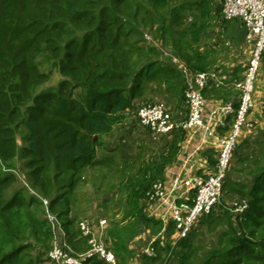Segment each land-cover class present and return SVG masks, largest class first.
<instances>
[{
  "label": "trees",
  "instance_id": "16d2710c",
  "mask_svg": "<svg viewBox=\"0 0 264 264\" xmlns=\"http://www.w3.org/2000/svg\"><path fill=\"white\" fill-rule=\"evenodd\" d=\"M215 22L225 35L230 21L222 0H0V264H48L54 237L42 199L74 252L90 249L92 234L84 235L71 217L84 170L96 164L104 138L133 119L137 100L148 103L156 94L186 100V77L165 63L159 46L171 47L195 73L206 72L210 57L198 45ZM246 169L249 179L231 176ZM232 170L211 212L172 245L157 239L147 264L173 258L176 264H264V159ZM151 186L140 182L137 197H147ZM228 195L245 199L246 208L235 211ZM136 207L126 225L111 223L113 246L104 239L119 264H128L127 240L140 227L176 234L174 221L164 227ZM198 223L218 232L205 254L195 242ZM83 264L107 263L94 256Z\"/></svg>",
  "mask_w": 264,
  "mask_h": 264
},
{
  "label": "crops",
  "instance_id": "0c3cea01",
  "mask_svg": "<svg viewBox=\"0 0 264 264\" xmlns=\"http://www.w3.org/2000/svg\"><path fill=\"white\" fill-rule=\"evenodd\" d=\"M216 3H220V0H216ZM208 33V37L204 36L202 41H205V44H210V46L207 47L202 42L198 45V52L201 55L210 57V60L207 59L208 64L205 66L210 72V79L204 89L206 101L204 119L207 129H182L175 133L161 134L140 125L136 118H129L117 127L113 135L104 138L103 144L97 149L96 164L84 170L82 179L79 180L75 188L71 217L76 218L77 223H80L87 216L88 208L83 209L82 206L91 201V197L84 198V192L86 191L84 187L89 183L93 188L101 190L103 184H108V181H98L99 174H93L98 168L102 170L103 178L109 177V171L116 170L117 178L119 175V183L116 182V184H111L110 187L103 189L105 190L103 194L104 209H107L112 201L110 193H112L113 188L118 187V189L127 191L131 195L130 209L127 210L128 212L125 213L124 218H128V220L123 219L118 224L120 227L129 223L130 211L133 212L135 206H137L136 210L143 209L148 216L163 221L165 227L170 221H173L169 206L167 204L160 205L158 201L147 198L148 196L145 198L137 197L134 188L138 187L140 182L151 183L153 186L154 183L162 181L169 190L172 187L173 180L178 175L182 177H207V174L217 163L220 154L219 140L230 132L233 122L232 115L221 113V107L225 103L235 105L240 102L241 92L234 87V83L243 78L250 64L254 47L253 42L250 40L240 42L237 38H228L226 33L225 35L222 33L216 22ZM159 49L166 64L172 63L180 70L186 68L191 76L195 73V71L189 69L185 60L176 56L171 47L159 46ZM209 49L211 51H207ZM220 63H225V73H222L223 67ZM256 76L252 91V107L246 117V123L242 127L240 141L238 140V144L240 143V146L244 148H247L248 144V148H250V146L256 145L257 142L261 146L264 145V59L259 64ZM159 96L163 99L159 102H165L166 108L171 112L173 109L179 119L188 116V106L184 98L175 97L171 101H165L164 95L156 94L150 102H158L159 99L155 98ZM135 103L137 108L143 102L137 100ZM230 117L231 120L229 121ZM210 131H213V134ZM116 134H119L117 139H115ZM240 155H235V158L238 159ZM105 158H109L110 163L108 165L100 164ZM212 159L214 164L211 161ZM233 172H231L232 177L236 174V171ZM93 175H95L96 181L91 182L90 178ZM236 179L242 178L237 177ZM178 192L180 199L183 201L191 197V192L188 189L183 188ZM103 207L98 209L103 211ZM96 225L100 230L98 224ZM217 234V231L212 233L215 240L211 248L216 246ZM103 237L110 246H113L114 237L112 238L111 235ZM175 237V233L166 232L165 229L158 234H154L150 228L140 227L136 234L127 240V248L130 254L127 263L147 264L145 250L150 243L155 244V241L160 238L161 243L166 241L172 245ZM169 264H176L175 259H171Z\"/></svg>",
  "mask_w": 264,
  "mask_h": 264
},
{
  "label": "built area",
  "instance_id": "2783aa9c",
  "mask_svg": "<svg viewBox=\"0 0 264 264\" xmlns=\"http://www.w3.org/2000/svg\"><path fill=\"white\" fill-rule=\"evenodd\" d=\"M223 14L228 21H245L249 27L247 40L254 43L253 57L241 80L234 83V87L241 92L240 106L236 110L232 103H225L221 107L223 115H235L230 132L219 140L220 154L217 163L212 167L207 177L178 175L172 183L171 189H167L162 181L156 182L147 196L152 201H158L160 205L167 204L172 220L176 223V238L187 236L196 221L219 203L222 197V189L227 177L233 153L238 144L243 125L246 123L247 112L252 107V91L254 77L258 70L259 61L264 52V0H222ZM186 77V102L188 116L179 119L173 116L164 104L148 102L141 104L134 111L133 117L142 124L152 128L155 133L170 134L179 129H207L204 119L205 96L210 72H196L192 76L186 68L182 70ZM209 132V130H208ZM213 134V131H210ZM191 192L193 203L183 201L178 195L181 189ZM45 207V219L50 223L53 232V244L48 254V264H83L88 257L96 256L107 264H119L114 249L108 247L104 239L94 228L92 220L80 222V228L84 235L92 234L91 247L88 251L76 254L69 244V234L61 226L56 216L49 210L48 201L42 199ZM235 211H243L247 202L245 199H237L231 203ZM107 218L98 221V227L107 225ZM99 231V230H98ZM146 254L155 255L153 243L146 248ZM172 252L167 256L171 257Z\"/></svg>",
  "mask_w": 264,
  "mask_h": 264
},
{
  "label": "rangeland",
  "instance_id": "374dc122",
  "mask_svg": "<svg viewBox=\"0 0 264 264\" xmlns=\"http://www.w3.org/2000/svg\"><path fill=\"white\" fill-rule=\"evenodd\" d=\"M208 35H209V33H207L205 35L206 38L208 37ZM202 43L205 46H207V47L210 46V44H208V43L205 44L206 43L205 41H202ZM252 44H253V47H254V43H252ZM207 51H211V50L209 49ZM252 57H253V52H252ZM252 57H251V59H252ZM262 59H264V52H263V54L261 56V59L259 61V64H260V62H261ZM213 60H215V59L213 58ZM250 62H251V60H250ZM214 64H216V63L214 62ZM220 65H222V67H223V72L222 73H225L224 72V70H225L224 68H226L225 67V63H220ZM257 72H258V70H257ZM257 72H256L255 77H254V83H255V79L257 77L256 76L257 75ZM155 99H159L158 100V103H160V104H164L165 103V102L164 103L159 102V101H163V99H162L161 96L156 97ZM250 109H249V111H250ZM249 111L247 112L246 115H248ZM171 113L173 114L174 117L176 116V113L173 112V109H172V112ZM176 132H178V130ZM118 136H119V134H116L115 135V139H117ZM248 147H249V144H248ZM248 147L247 148H244V147L240 146V143L237 144V148L234 151V160L231 161L230 166H232V167L233 166L234 167H239V168L240 167L248 168L249 165H254L259 159L260 160L261 159H264V145L261 146L257 142L256 145H252V146H250V148H248ZM240 153H242L241 154V157H243V159H246L247 158L246 159V161H248L247 164L245 162L243 163V160H241L240 162H237L236 161L235 155H240ZM249 161H251V162H249ZM232 167L229 168V169H231V171H233L232 170ZM250 171H251V169H246L245 175H242L237 170L236 171V174H235V176L233 178L240 177L242 179H249V176L248 175H249ZM94 173L99 174L98 181H101V182L103 180L104 181H108V184L107 183L103 184L102 187H101L102 188L101 190L100 189H97V188H93L91 185H89V183L84 187L86 189V191L84 192V194H85L84 198L88 199V198L91 197V201H88V203L86 205H83L82 206L83 209H85V207L88 208V212L86 213L87 216L85 218H83V219H85V220L86 219H90V220L93 221V219H97L98 220V219H101L103 216H107L108 222H107V225L104 228L100 227L101 229L98 231L97 225H94V228L97 229V232H99L100 236L103 239H105L103 236L106 237V235H111V233H110V228L112 226L111 223L112 222L113 223L114 222H121L125 218V213L128 212V211H126L127 210L126 208L130 209L129 203H130V196L131 195H129L127 191H122V190L118 189V187H115V188L112 187L113 188L112 189V193H110V197L112 198V201L109 203L108 209H104V207H103V201H104L103 200V198H104L103 194H104L105 190H103V189L110 187L111 184L112 185L116 184V182L119 183V175H118V178H117V176L115 174L116 173V170L115 171H109V173H110L109 177L108 178H103V176H102V170L100 168H98L96 170V172L94 171L93 174ZM90 181L91 182L96 181L95 175H93L90 178ZM234 198H235L234 196L228 195V196L225 197V202L229 203V205H230V203H232L235 200ZM99 207H103V211H100L98 209ZM93 222H96V221H93ZM193 233H196L197 234L196 237H195V242L198 245L201 246V248H202L201 253L202 254H205L212 247L213 242L215 240L214 236L212 235L213 231L209 230L206 225L200 227V223H198L195 226V228L193 230ZM145 252H146V250H145Z\"/></svg>",
  "mask_w": 264,
  "mask_h": 264
},
{
  "label": "water",
  "instance_id": "95a60500",
  "mask_svg": "<svg viewBox=\"0 0 264 264\" xmlns=\"http://www.w3.org/2000/svg\"><path fill=\"white\" fill-rule=\"evenodd\" d=\"M249 35V27L245 21L232 20L227 28L226 36L228 38H237L240 42H245ZM98 136H95L97 139Z\"/></svg>",
  "mask_w": 264,
  "mask_h": 264
}]
</instances>
